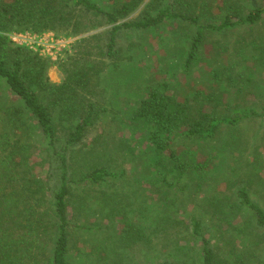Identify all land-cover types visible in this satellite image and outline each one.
<instances>
[{"label": "trees", "instance_id": "trees-1", "mask_svg": "<svg viewBox=\"0 0 264 264\" xmlns=\"http://www.w3.org/2000/svg\"><path fill=\"white\" fill-rule=\"evenodd\" d=\"M142 1L106 0L103 7L92 0H0V264H67L73 189L109 186L124 176L113 168L116 153L109 138L101 133L86 142L100 124L115 123L116 132L123 121L118 111L104 106L100 88L104 70L122 59L118 34L148 31L163 22L194 30L186 44V68L196 59L206 31L222 34L264 22V3L248 9L242 0H167L155 14L145 9L120 21ZM106 24L110 30L81 37L74 53L61 60L60 83L49 80L48 61L12 45L8 37L12 31L80 34ZM251 53L264 69V44ZM244 81L240 87L250 90ZM259 86L255 97L262 104L256 108L245 96L222 98L203 90L200 98L189 89L179 95L178 85V96H173L153 85L129 122L125 119L142 128L148 149L140 157V178L150 186L152 228L182 226L196 245L200 264H260L248 242L264 228V208L251 197L252 189L261 187L257 199L264 200V176L244 169L249 164L242 160L245 140L239 129L245 121L264 117V82ZM37 152L53 187L31 174L30 159ZM148 200L138 201L131 215H138ZM106 204L116 211L111 201ZM128 213L118 217L126 246L144 239Z\"/></svg>", "mask_w": 264, "mask_h": 264}, {"label": "rangeland", "instance_id": "rangeland-1", "mask_svg": "<svg viewBox=\"0 0 264 264\" xmlns=\"http://www.w3.org/2000/svg\"><path fill=\"white\" fill-rule=\"evenodd\" d=\"M92 1L105 7L106 0ZM166 2L167 0H143L132 13L120 21L140 16L145 9H150V13L155 14L166 6ZM216 2L220 4V1H214ZM242 2L251 9L263 4L264 0ZM111 27L112 25L106 24L80 34H71L66 30L37 33L45 35L46 42L54 46L48 55H40L48 61L49 80L52 83L62 81L64 73L61 60L74 53L81 37L106 33ZM193 32L194 30L187 27L163 22L148 31L124 30L118 34L117 56L122 59L116 66L104 70L100 78V88L104 106L110 112L118 111V116L123 121L118 123L119 130L116 132L115 123L100 124L89 131L86 142L101 133L106 139L116 136L119 141L123 140L115 144L114 140L108 139L116 153L115 161H112L113 168L117 173L124 172V176L109 186H81L73 189L74 203L70 210L72 233L66 256L67 264H200L195 258L196 245L191 243L182 226L159 231L152 228L148 212L150 186L144 184L140 178L143 169L140 157L143 158L148 149L142 128L128 122L132 112L139 107L142 99L147 97L145 94L153 85L164 86L173 96H178V85L179 95L187 94L189 89L198 92L199 94L194 95L201 98L200 91L210 93L214 90L219 92L222 98L230 95L245 96L256 108L261 106L262 101H259L255 94L260 92L259 85L264 82V69L254 62L251 50L264 44V22L255 25L253 29L245 26L230 29L222 34L206 31L205 40L198 49L196 59L184 68L187 57L186 44ZM242 40L244 43L239 44ZM9 41L13 45L10 39ZM253 41L255 45H252ZM244 80L250 83V90L240 87ZM238 82V88H230L231 83ZM222 83L225 85L220 89ZM239 129L242 130L245 140L242 160L244 164H249V167L244 169L253 176L259 174L263 177L264 117L245 121L239 125ZM47 168L43 155L33 153L30 159L31 174L47 181ZM48 184L51 187L55 185L54 181H49ZM259 190L262 191V188L252 189L251 197L264 208V200L257 199L256 192ZM203 198L205 195H201L198 200L202 201ZM108 199L112 208L116 209L115 212L106 204L110 202ZM143 199L149 200L142 204L141 212L131 215L137 202ZM125 212H129L132 223L144 234L142 241L127 246L120 241L122 222L118 219ZM219 235L218 231L212 233L214 239L219 238ZM248 245L258 256L253 260L264 264V228L253 233Z\"/></svg>", "mask_w": 264, "mask_h": 264}, {"label": "built area", "instance_id": "built-area-1", "mask_svg": "<svg viewBox=\"0 0 264 264\" xmlns=\"http://www.w3.org/2000/svg\"><path fill=\"white\" fill-rule=\"evenodd\" d=\"M9 39L16 46L26 47L39 55H48L52 52L53 44L45 40V35L31 33L29 31H12L9 33Z\"/></svg>", "mask_w": 264, "mask_h": 264}]
</instances>
